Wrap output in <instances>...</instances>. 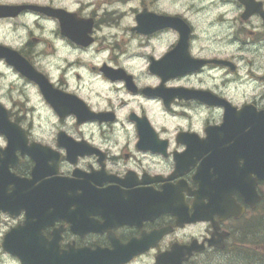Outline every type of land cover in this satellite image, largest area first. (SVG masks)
<instances>
[{"label":"flooded vegetation","instance_id":"flooded-vegetation-1","mask_svg":"<svg viewBox=\"0 0 264 264\" xmlns=\"http://www.w3.org/2000/svg\"><path fill=\"white\" fill-rule=\"evenodd\" d=\"M230 2L0 0V33L2 25L28 18L36 33L51 37L0 39V91L11 66L40 86L45 104L37 99L40 108L27 109L33 124L38 116L59 129L58 118L75 113L78 126L95 125L81 132L83 139L61 130L33 139L0 105V135L7 140L0 146V264H40L41 255L43 264H59L71 254L82 256L80 264H91L90 257L157 264L174 248L190 247L189 255L181 249L182 264H223L240 250L247 228L264 218V180L257 178L264 174V141L256 132L247 136L264 127V8L239 0L244 11L230 20ZM29 6L57 12L1 9ZM47 20L58 28L46 29ZM223 24L227 36L210 31ZM17 58L27 76L13 65ZM94 60L101 61L95 71H103V80L75 73L76 91L66 90L67 68ZM153 77L155 83L147 82ZM121 82L125 94L115 100L109 85ZM45 106L52 109L47 116ZM124 120L135 125V135L116 150L136 167H105L107 176L81 167V159L112 155L101 144ZM73 157L76 164L65 167ZM161 158L172 161L170 171ZM252 187L260 197L253 208L238 192ZM250 264H264V247Z\"/></svg>","mask_w":264,"mask_h":264},{"label":"clouds","instance_id":"clouds-1","mask_svg":"<svg viewBox=\"0 0 264 264\" xmlns=\"http://www.w3.org/2000/svg\"><path fill=\"white\" fill-rule=\"evenodd\" d=\"M254 3H259L262 8H264V0H253ZM239 0H232L227 6L226 11L229 12L228 19L234 20L236 17L240 15L244 11L243 6H239ZM74 8H80L81 5L79 3L73 5ZM107 7V5H105ZM115 7H119V5H115ZM42 24L46 25V29H53L58 28V22L55 20H47V21H41ZM211 32L219 33L221 36H227L228 35V29L227 25H216L210 29ZM38 36L43 35L45 37L49 36V32L47 30H44L43 33L37 32ZM20 38V42L22 43L24 39L27 37L25 36L23 31H20L18 34H16ZM178 39V37H176ZM60 45H64V47L68 50H70V45L67 44L66 38L60 39ZM134 43V42H133ZM59 46V45H58ZM43 47V45H41ZM237 44H232L231 48L235 49L237 48ZM96 45H92V49H95ZM89 53H91V49L89 50ZM108 52L104 53V56H107ZM103 59V58H102ZM120 60H123V56L120 57ZM56 63L60 64V67H65L66 62L61 61H55ZM104 63H108L110 67H118L120 66L114 61H108L104 60ZM147 62V61H145ZM101 63L100 60H94L90 61L85 65L80 66H71L67 68V72L65 74V79L67 81V84L70 86L66 90L69 91H76V84H75V73H79L82 76L87 77L88 79H95V80H103V71H95V69L99 66ZM5 64V61L3 58H0V65ZM8 74L11 77V80L9 81L7 78L5 79L4 89L0 91V105L3 106L4 109H6L9 112V122L10 123H17L18 126L30 137L33 139H41L44 140L51 139L56 131L61 130L65 131L68 136L72 137L73 139H83L84 137L81 136V132L87 131L90 128H94L95 125L90 124H84L82 127L77 125L78 116L75 113H69L67 116L63 118H58V123L60 125L59 129L55 125H50L46 119L35 117V123L33 124V116L31 113L27 111V109H31L33 107L40 108V105L34 104V101L39 99L42 104H45L43 100V96L40 91L39 84L27 81L23 76L20 75V73L16 72L14 68L11 66H8ZM147 82L155 83V78L148 80ZM55 83V81H54ZM144 81H142L140 78L137 79L138 86H143ZM110 88L114 89L113 93L111 94L115 100H118L119 97L124 93V84L117 83V84H110ZM78 94V91H77ZM19 105L25 106L24 111H19ZM45 112V116H47L49 113L52 112V109L50 106H45L43 109ZM97 109H93V111H96ZM66 121V125L64 123ZM115 134L108 137L102 144H101V150L105 153H111L112 155L108 156L106 159L105 156H96L93 155L89 157L87 160L81 159L80 166L86 167L90 169H95L93 173L99 174L103 172L106 176L107 173L105 172V167L112 172H116L120 169H123L125 167L127 168H134L136 167V164L133 161H129L127 164H125L123 159H120V153L117 152V146L118 144H125L128 142V139L130 136L135 135V125L128 120H124L121 122H118L115 125ZM71 142V141H70ZM7 140L3 135H0V146L6 145ZM66 151H68L66 149ZM68 157H69V151H68ZM3 155H0V160H3ZM162 160V166H166L167 169L171 170V160ZM52 161H48L49 166H52ZM57 163V161H56ZM76 164L75 157L70 161L69 158L65 164V167L68 166V164ZM241 165L243 164V161L240 162ZM82 177L75 175V182L79 183L81 182Z\"/></svg>","mask_w":264,"mask_h":264},{"label":"water","instance_id":"water-1","mask_svg":"<svg viewBox=\"0 0 264 264\" xmlns=\"http://www.w3.org/2000/svg\"><path fill=\"white\" fill-rule=\"evenodd\" d=\"M1 9H3L4 11L7 10H11L14 11L16 13H18L21 9H32L41 13H45V14H50V15H55L54 12L57 11H53L51 9L48 8H44V7H36V6H32V7H2ZM1 16H6L4 14H1ZM13 65L16 66L17 70L19 72H21L24 75H28V73L30 72L28 67L26 66L25 62L23 60H20L19 58H17L16 60L13 59L12 61ZM253 132H248L247 136L249 137L250 135L252 137L255 136V132H256V137L263 139L264 141V127H260V126H256V128L254 129V127L252 128ZM258 180H264V174H258L257 176ZM240 192V194L244 195L246 202L253 208L255 207V205L259 202L260 197L256 194L254 187H252L251 190L247 191H238ZM181 249H185V251L189 254V251L191 250L190 248H174L172 250V252L168 253V254H164L162 255L158 261L157 264H181L184 260V251ZM70 256V259H60L58 261L59 264H80L78 262H76L77 260H79L80 257H82L81 255H66L65 257ZM42 260H40L39 262L36 263H40L43 264L46 261L47 256L46 255H41ZM82 263V262H81ZM90 263L94 264H104V262L100 261V260H94L92 257H90Z\"/></svg>","mask_w":264,"mask_h":264},{"label":"rangeland","instance_id":"rangeland-1","mask_svg":"<svg viewBox=\"0 0 264 264\" xmlns=\"http://www.w3.org/2000/svg\"><path fill=\"white\" fill-rule=\"evenodd\" d=\"M31 20L28 18H23L16 23H11L10 26L7 24L2 25L0 39L2 40H17L16 43L20 44V38L16 35L20 31H23L26 39L30 38V34L35 36L36 30L34 27L30 25ZM29 25L28 28H24L23 26ZM24 39V40H26ZM23 40V41H24ZM253 234L251 235L248 230H246L243 239H248L249 242L241 243L240 250L241 254H233L228 257L225 256L221 263L223 264H250L251 256L257 248L264 247V218L257 219L255 221V225L252 227ZM246 234L248 236H246ZM246 256H250L247 258Z\"/></svg>","mask_w":264,"mask_h":264},{"label":"trees","instance_id":"trees-1","mask_svg":"<svg viewBox=\"0 0 264 264\" xmlns=\"http://www.w3.org/2000/svg\"><path fill=\"white\" fill-rule=\"evenodd\" d=\"M247 230L250 232L251 235L253 234L252 228L248 227ZM246 236H248V235L246 234ZM245 242H249L247 238L242 240V243H245ZM239 254H241V252ZM246 257L249 258L250 256H246Z\"/></svg>","mask_w":264,"mask_h":264}]
</instances>
